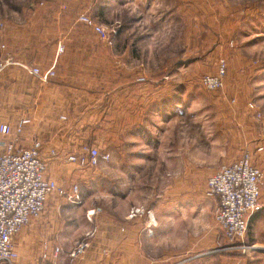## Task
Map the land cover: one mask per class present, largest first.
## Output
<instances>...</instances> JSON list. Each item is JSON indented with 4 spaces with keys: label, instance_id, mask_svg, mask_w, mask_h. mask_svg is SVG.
Returning <instances> with one entry per match:
<instances>
[{
    "label": "rangeland",
    "instance_id": "rangeland-1",
    "mask_svg": "<svg viewBox=\"0 0 264 264\" xmlns=\"http://www.w3.org/2000/svg\"><path fill=\"white\" fill-rule=\"evenodd\" d=\"M42 4L57 8L54 19L60 15L62 20L74 22L85 13L109 32L117 28L111 46H103L91 31L82 33V25L70 26L68 36H80L89 44V74L82 78L83 87L87 86L86 103L101 96L111 100L119 92L125 100L130 89L147 86L156 91L167 86L174 94L166 103L155 102L154 110L180 104L175 117L168 118L170 123L160 119L153 121V126L141 125L140 136H130L128 124L121 131L119 128L118 136H112L109 120L100 134L89 132L86 144L108 153L110 160L96 168L102 172L89 186L78 178L70 182L78 185L82 197L81 204L75 206L79 209L70 212V220L72 216L86 217L88 209L122 219L134 208L145 209V216L149 209L158 221L169 219L172 247H185L188 234L192 240V235L200 232L206 253H252L229 248L224 232L213 222L218 202L208 195L206 184L209 171L223 165H217L219 157L230 152L234 161L251 154L253 164L264 172V0H0V63L1 45L17 37L7 36L6 31L12 34L18 27L24 29L32 20L28 10ZM65 9V14L59 13ZM67 32L57 30L58 42L68 37ZM42 39L48 43L46 37ZM44 50L43 46L37 57L46 62ZM222 58L228 65L229 87L226 79L223 92H208L200 80L216 73ZM94 111L90 107L95 117ZM241 119L244 128L248 124V136L241 134L242 125L234 123ZM181 132L184 136H179ZM69 144L64 152H76L77 141ZM182 157L187 169L201 171L195 182L194 173L181 172L177 161ZM137 164L147 165V172L135 174L131 168ZM64 165L71 173L78 168L67 162ZM80 171L84 176L86 172ZM161 223L151 227L152 232L147 229V234L153 237ZM81 225L88 228L85 221Z\"/></svg>",
    "mask_w": 264,
    "mask_h": 264
},
{
    "label": "crops",
    "instance_id": "crops-1",
    "mask_svg": "<svg viewBox=\"0 0 264 264\" xmlns=\"http://www.w3.org/2000/svg\"><path fill=\"white\" fill-rule=\"evenodd\" d=\"M41 8L34 7L28 10L32 20L24 29L18 27L15 31L11 30L12 34L6 31L7 36L17 37L12 38V41L7 40V44H2L5 49L1 50L3 53L1 62L8 58L11 63L0 69V123L14 127L20 120H28L19 137L18 146L28 148L35 140L40 141L42 156L47 165L46 176L57 182L70 178L66 182L63 180L64 184L61 182L62 186L70 191L73 186L70 184L72 180L78 178L89 186L91 181L100 175V171L97 172L96 169L86 172L83 176L82 172L77 170V166L74 173L65 168L67 165H64L66 162L60 153L68 150L69 143L73 140L77 141V146L86 143L89 132L100 134L102 126L104 127V123L108 120L111 122L112 136H118L119 128L121 131V127L126 124L130 126V136H140L141 125L153 126L155 124L153 121L160 119L170 123L171 121L168 120L175 117L173 113L180 104L174 106L169 102L170 104L165 107L154 110L155 102L159 105L166 103L165 99L174 94V89H166L167 86L160 87L156 91L153 87L147 86L133 88L124 97L125 100L122 99L123 92H119L111 100L107 96L105 98L101 96L94 98L91 103H86L87 94L84 89L87 86L83 87L85 79L82 78L88 77L89 74L88 40L80 36H68L71 27L81 23L77 20L65 21L60 15H56L54 20L56 32L61 29L60 25L62 29L68 30L65 33L68 37L61 38L59 42L56 38L57 45L63 46L64 52L57 54L55 48L49 60L43 62L34 56L40 54L42 47L46 45L44 44L46 40L42 39L44 28L36 20V14ZM59 13L61 14L62 10ZM100 43L104 46L103 42ZM74 45L80 48L73 47ZM21 65L37 67L40 70L54 67L55 77L42 82L29 75ZM229 79L230 74L227 77L228 87ZM129 94L131 95L128 96ZM90 107L93 111L95 110V117L90 113ZM61 116L66 120H60ZM234 123L242 125L241 134L248 136V124L244 128V120H236ZM149 131L148 129L147 132ZM178 132H180V126H178ZM179 136L184 134L181 132ZM8 140L9 138L0 135V153L1 143ZM52 151L56 152L55 156L51 155ZM234 158L233 152L229 155L223 154L219 157L217 165L231 163ZM177 162L182 167V173H194V182L196 174L201 175L198 168L187 169L183 157L181 162L180 159ZM147 167V165L137 164L131 169L138 174L147 172ZM219 168L216 166L215 169H211L209 178L217 173ZM206 185L208 188V181ZM217 202L218 198H215V204ZM259 202L260 208L251 218L246 238L252 253L212 255L205 252L207 248L201 244L200 232L194 233L192 240L188 237L191 236L189 233L187 236L189 242L185 247H172L169 244L168 228L171 225L169 219L167 222L160 219L162 228L157 227L154 236L151 237L147 234L150 221L145 213H137L133 218L127 216L122 219L100 211V214L97 213L93 217L94 222L93 218L87 215L78 219L72 216L70 220V212L79 208L67 203L64 198L52 196L48 198L44 212L33 219L30 225L22 229L15 237L17 252L15 264H264V188ZM90 210L93 209L87 211ZM139 210L145 211L142 208ZM147 211L151 212L155 225L159 224L154 211L149 209ZM182 219L179 218V222ZM82 221L83 224L84 221L87 224V229L81 225ZM213 222L217 227L215 218ZM91 223L94 225L92 229L89 228L90 225L92 226ZM182 230L184 232L186 229ZM82 240L88 241L89 247L81 258L72 260L69 253L74 245ZM54 248H59L61 251L57 261L43 260V252L50 253Z\"/></svg>",
    "mask_w": 264,
    "mask_h": 264
},
{
    "label": "built area",
    "instance_id": "built-area-1",
    "mask_svg": "<svg viewBox=\"0 0 264 264\" xmlns=\"http://www.w3.org/2000/svg\"><path fill=\"white\" fill-rule=\"evenodd\" d=\"M77 21L89 27L100 42L111 46L117 28L116 31L114 28L109 32L85 13L80 14ZM1 49L4 50L5 46L1 45ZM62 52L63 47L59 44L57 54ZM8 63L11 62L7 58L0 63V69ZM21 67L42 82L55 77L54 67L47 70L25 65ZM216 70V74L205 75L200 80L201 85L211 93L224 91L228 75L227 61L220 59ZM142 80L144 79L138 81ZM232 103L236 105L235 100ZM250 108L255 109V105L251 104ZM257 115L260 116V113ZM60 120L65 121L66 118L61 116ZM28 122L26 119L20 120L14 127L0 123V135L9 138L8 141L1 143L0 153V264H15L17 260L15 237L44 212L49 197L64 198L67 203L75 206L82 202L78 185L74 184L71 190L67 191L62 185L46 176L47 165L42 156L40 141L35 140L28 148L18 146L23 127ZM55 154V151L51 152V155L55 156ZM60 154L67 163L75 164L84 172L93 171L101 163L110 160L108 153L101 152L99 148L86 143L79 144L76 152ZM263 184L264 172L253 164V157L249 153L231 163L223 164L218 172L209 178L208 195L218 198L215 219L231 244L230 249L251 248L245 244V239L251 218L260 208L259 200ZM137 213L146 212L132 209L128 218L135 217ZM96 214L95 209L87 212L89 217ZM147 215L150 221L148 229L152 232L151 227L155 226L154 218L150 211ZM88 247L89 243L86 240L76 243L69 257L72 260L81 258ZM60 253L59 248L52 249L50 253L44 251L42 259L55 262Z\"/></svg>",
    "mask_w": 264,
    "mask_h": 264
},
{
    "label": "trees",
    "instance_id": "trees-1",
    "mask_svg": "<svg viewBox=\"0 0 264 264\" xmlns=\"http://www.w3.org/2000/svg\"><path fill=\"white\" fill-rule=\"evenodd\" d=\"M63 2H66L67 3L69 1H63ZM38 6L39 7H42V8L38 10V12L36 14V20L38 21V23H40L41 27L44 28L42 34H44V37H46L47 40H48L47 41L48 43L46 44V46H44L45 47V50H44V54L43 55L46 54L45 58L46 59H49L50 58V55L53 53V51L57 47V41H56L57 32H56V27L54 25L55 24L54 16H55V13H56V9L57 8H55L54 6H44L43 4L42 5H38ZM38 6H36V7H38ZM66 10L67 9H65L64 11H62V13L65 14L66 13ZM81 25L84 27V28H81L80 29V31L82 33H85L86 32V29H87V30L91 31L93 34H95L86 25H83V24H81ZM60 28L62 29V26L61 25H60ZM104 45L107 46L106 44H104ZM41 51H42V49H41ZM34 56H37V55L35 54ZM43 62H45V59L43 60ZM216 72H217V70H216ZM214 74H216V73H214Z\"/></svg>",
    "mask_w": 264,
    "mask_h": 264
}]
</instances>
